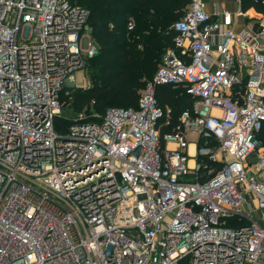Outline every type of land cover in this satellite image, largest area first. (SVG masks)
<instances>
[{"label": "built area", "instance_id": "1", "mask_svg": "<svg viewBox=\"0 0 264 264\" xmlns=\"http://www.w3.org/2000/svg\"><path fill=\"white\" fill-rule=\"evenodd\" d=\"M89 18L0 0V264H264V16L236 31L190 0L137 108L66 116L99 51ZM166 85L195 103L163 146Z\"/></svg>", "mask_w": 264, "mask_h": 264}, {"label": "trees", "instance_id": "2", "mask_svg": "<svg viewBox=\"0 0 264 264\" xmlns=\"http://www.w3.org/2000/svg\"><path fill=\"white\" fill-rule=\"evenodd\" d=\"M70 1L90 11L89 25L99 51L86 68L92 86L87 90H75L70 95L62 94L65 107L67 104L72 112L69 115L81 113L85 107L88 116L103 115L111 107L137 108L164 53L174 46L173 25L183 17L190 0ZM241 5L244 11L253 8L264 15V0H242ZM129 16L136 20V28L131 33L126 27ZM155 96L158 105L165 112L169 110L160 122L164 146V136L180 125L184 112H192L195 99L182 86L173 85L157 87ZM69 123L67 118H58L55 127L64 128ZM258 140L264 145V125ZM205 180L203 176L201 182Z\"/></svg>", "mask_w": 264, "mask_h": 264}, {"label": "crops", "instance_id": "3", "mask_svg": "<svg viewBox=\"0 0 264 264\" xmlns=\"http://www.w3.org/2000/svg\"><path fill=\"white\" fill-rule=\"evenodd\" d=\"M203 2L209 14H213L216 10H228L232 14L233 28L236 31L256 27L259 19L264 16L257 13L253 8L244 11L241 0H203ZM240 12L242 14H239Z\"/></svg>", "mask_w": 264, "mask_h": 264}, {"label": "rangeland", "instance_id": "4", "mask_svg": "<svg viewBox=\"0 0 264 264\" xmlns=\"http://www.w3.org/2000/svg\"><path fill=\"white\" fill-rule=\"evenodd\" d=\"M74 77L76 78L77 84H81V86H82V88H80V90H87L88 88H90L92 86V81L90 80L91 77L89 76L87 71L83 70V71L75 72ZM85 78L88 79V83H86ZM85 111H88L86 107L83 109L82 112L85 113ZM63 114L64 115L72 114V112L69 109V107L67 106V104H66V107L64 108ZM261 152H264V145L263 144H259V147H258L256 154H259ZM254 206H256V204H254Z\"/></svg>", "mask_w": 264, "mask_h": 264}, {"label": "bare ground", "instance_id": "5", "mask_svg": "<svg viewBox=\"0 0 264 264\" xmlns=\"http://www.w3.org/2000/svg\"><path fill=\"white\" fill-rule=\"evenodd\" d=\"M191 152L192 153L194 152V146H191Z\"/></svg>", "mask_w": 264, "mask_h": 264}]
</instances>
